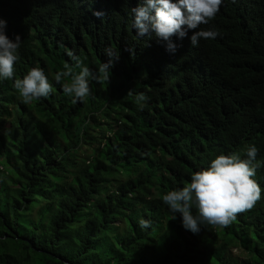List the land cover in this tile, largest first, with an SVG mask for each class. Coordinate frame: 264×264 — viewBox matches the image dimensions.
Listing matches in <instances>:
<instances>
[{"label":"trees","instance_id":"1","mask_svg":"<svg viewBox=\"0 0 264 264\" xmlns=\"http://www.w3.org/2000/svg\"><path fill=\"white\" fill-rule=\"evenodd\" d=\"M138 4L0 0L6 35L21 38L15 75L0 81V264H264V0H222L208 28L226 40L206 49L174 36V54L136 36ZM109 48L120 56L108 82L90 79L73 103L71 77L55 79L65 64L80 71L68 53L95 75ZM33 67L53 91L25 103L14 80ZM249 145L261 198L226 226L183 229L163 195Z\"/></svg>","mask_w":264,"mask_h":264},{"label":"clouds","instance_id":"2","mask_svg":"<svg viewBox=\"0 0 264 264\" xmlns=\"http://www.w3.org/2000/svg\"><path fill=\"white\" fill-rule=\"evenodd\" d=\"M222 0H139L136 7L131 8L132 25L136 36L154 37L163 42L165 50L174 54L178 45L172 37L187 40L192 47L210 45L219 47L226 39L222 38L220 29L208 28L219 11ZM93 15L102 18L103 12ZM227 26L226 22H222ZM7 21L0 18V81L12 79L15 75L14 64L19 60L18 50L21 38L16 35L10 39L6 35ZM228 27V26H227ZM132 52L133 49H127ZM108 57L99 65L98 72H93L84 66L80 57L73 52L68 55L75 61L78 73L68 64L66 71L57 74V82L61 76H70L71 83L63 86L65 95L73 98V103L90 95L89 80H109L110 68L119 59L120 54L114 49H105ZM23 102L48 97L53 86L41 67H33L22 79L14 80ZM146 97L143 93L136 96L138 106L142 109ZM258 149L249 145L245 158L239 153L218 155L213 158L207 168L192 173L190 182L178 189L170 190L163 195L162 200L173 213L172 219L179 213L181 226L186 231L196 234L204 224L226 226L235 219L236 214L251 209L261 198L262 189L253 179L257 168ZM193 208L196 213H193ZM142 229L151 227V221L139 220Z\"/></svg>","mask_w":264,"mask_h":264},{"label":"rangeland","instance_id":"3","mask_svg":"<svg viewBox=\"0 0 264 264\" xmlns=\"http://www.w3.org/2000/svg\"><path fill=\"white\" fill-rule=\"evenodd\" d=\"M231 253H232V255H234L235 257H237L240 260L244 258V255L237 248H232Z\"/></svg>","mask_w":264,"mask_h":264}]
</instances>
